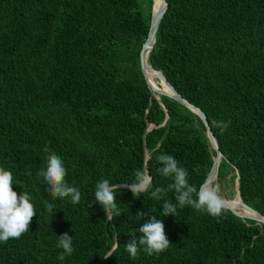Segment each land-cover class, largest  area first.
<instances>
[{
  "label": "trees",
  "instance_id": "1",
  "mask_svg": "<svg viewBox=\"0 0 264 264\" xmlns=\"http://www.w3.org/2000/svg\"><path fill=\"white\" fill-rule=\"evenodd\" d=\"M165 2L146 62L204 114L221 154L216 178L235 179L240 200L264 216V0ZM146 3L0 0V167L37 214L20 239L0 242V264H264V223L229 209L219 219L189 206L160 216L174 192L157 201L117 186L121 215L108 221L95 202L98 181L130 184L138 169L153 190L166 186L156 160L165 153L199 189L216 156L198 116L166 95L159 104L140 73ZM217 121H230L227 130ZM45 146L62 158L79 204L53 199L37 177ZM140 211L157 215L171 245L133 260L125 243L145 222L135 221ZM65 232L74 252L61 262Z\"/></svg>",
  "mask_w": 264,
  "mask_h": 264
},
{
  "label": "clouds",
  "instance_id": "2",
  "mask_svg": "<svg viewBox=\"0 0 264 264\" xmlns=\"http://www.w3.org/2000/svg\"><path fill=\"white\" fill-rule=\"evenodd\" d=\"M223 133L227 130L230 121L214 122ZM46 155V167L37 172L38 178H43L48 185V191L53 199H68L73 205L79 204L81 192L79 188L70 186L66 180L67 169L62 158L52 152L47 146L44 148ZM156 160L162 165L158 168V173L170 180L164 187L157 186L153 190L152 176L147 168L136 170L134 180L126 187L132 192L134 197L141 194L150 193V198L161 201L168 192H174L176 203L163 200L160 216L172 215L176 217L177 208L189 206L198 212H206L219 219L227 210V201L220 194L218 185L209 183L205 180L197 189L189 183L188 172L185 168L178 166L179 161L171 154H161ZM31 175V173H28ZM14 177L10 170L0 167V242L6 243L10 239H20L29 232L30 224L37 215L35 206L31 201V196L27 192L17 193L13 188ZM118 185L111 184L107 179H101L95 185L94 199L104 211L105 219L112 221L121 215L116 204L115 189ZM46 208L52 216L56 210L52 203L46 202ZM144 220L145 222L134 232H130L131 239L125 243V250L131 259L135 260L141 250L148 255L160 254L167 251L171 245L165 233L163 222L157 215H151L140 211L135 216V221ZM137 232L139 235L137 236ZM119 242L117 243L118 247ZM58 248L62 251L57 259L63 262L67 256L74 252L73 238L67 232L59 235L57 241ZM113 248L105 258L115 253Z\"/></svg>",
  "mask_w": 264,
  "mask_h": 264
},
{
  "label": "water",
  "instance_id": "3",
  "mask_svg": "<svg viewBox=\"0 0 264 264\" xmlns=\"http://www.w3.org/2000/svg\"><path fill=\"white\" fill-rule=\"evenodd\" d=\"M163 2V6L161 8V10L156 13V14H152L151 13V10H150V17H149V24H148V31H147V35H146V38L144 39V41L142 42L141 46H140V49H139V52H138V64H139V69H140V73L143 77V79L145 80V83H146V86L150 92L151 95H153L156 100L158 101L159 104H161L159 98L157 95L159 94H162V95H166L174 100H176L178 103L182 104L184 107H186L187 109H189L192 113H194L196 116H198V118L200 119L201 123L203 124L204 126V129H205V134H206V137L208 139V142L210 144V147L212 148V150L215 152V155H218L219 156V159H218V162L220 160V157H221V154L220 152L218 151V148H217V144H216V141L212 135V133L210 132V129H209V125H208V122L204 116V114L195 106H193L192 104H190L186 99H184L182 96H180L170 85L169 83L165 80V78L163 77V75L159 72V71H156L154 70L152 67H150L148 65V69L150 70H153L155 71L156 73H158L161 77V79L164 81L166 87L172 92V94H168L166 92H164L163 90L161 89H157L155 91L152 90V88L150 87L148 81L146 80V77H145V69H144V65H143V58H142V51L144 48L148 47V51L149 49L151 48L152 46V43H153V39H154V33H155V30H156V27L158 25V22H159V19H160V16L166 6V2L165 0H161ZM151 9V8H150ZM151 33L152 35V40L151 42H148V36L149 34ZM162 105V104H161ZM164 123V122H163ZM150 124L147 126L146 130H148L150 128ZM218 162L216 163V170H217V165H218ZM214 163V159L212 160V165ZM211 165V167H212ZM211 171V168L210 170L208 171L205 179L209 182H211V179H212V174L210 173ZM216 175V171H215V174L214 176ZM203 181V182H204ZM202 182V183H203ZM128 184H118V186H122V187H125L127 188ZM235 194L238 198V206L244 210H247L249 212H252V213H255L258 217L257 218H254V217H250V216H242L241 214H238L237 212H235L234 210H232L231 207L227 206V209H229L233 214H235L236 216H238L239 218H250V219H253L256 223H264V216L260 215L259 213H257L255 210H253L251 207L247 206L246 204H244L239 196H238V191H237V186L235 185ZM115 245V244H114ZM114 245L111 247V249H113ZM110 249V250H111ZM109 250V251H110ZM109 251H107V253L105 254V256L109 253Z\"/></svg>",
  "mask_w": 264,
  "mask_h": 264
},
{
  "label": "bare ground",
  "instance_id": "4",
  "mask_svg": "<svg viewBox=\"0 0 264 264\" xmlns=\"http://www.w3.org/2000/svg\"><path fill=\"white\" fill-rule=\"evenodd\" d=\"M162 6H163V2L161 0H152L151 13L153 15L158 13L161 10ZM151 40H152V35L150 33L148 36V42H151ZM147 53H148V47L143 49L142 58H143V65H144V69H145V77H146V80L148 81V83L149 82L151 83V84L149 83L150 87L152 88L153 91H155L157 89H161V87H162L161 90H163L164 92H166L168 94H172V92L166 87V85H165L164 81L161 79L160 75L158 73H156L155 71L148 69V63L146 62ZM152 80L154 83L152 82ZM218 159H219V156L216 155L214 158V163L211 167L210 173L213 175V177L211 179L212 183H214V181H215L214 179H215L216 175L214 176L215 173H213V172L216 171V163L218 162ZM209 183H211V182H209ZM226 201H227V206L231 207L232 210H234L238 214H241L242 216H246V217L247 216L254 217V218L258 217L255 213H252V212H249L247 210L240 208L238 206L237 201L236 202L231 201V200H226Z\"/></svg>",
  "mask_w": 264,
  "mask_h": 264
},
{
  "label": "rangeland",
  "instance_id": "5",
  "mask_svg": "<svg viewBox=\"0 0 264 264\" xmlns=\"http://www.w3.org/2000/svg\"><path fill=\"white\" fill-rule=\"evenodd\" d=\"M139 2H140V5L142 8L146 7V4H147L146 0H139ZM150 2H151V0H150ZM161 89H162V87H161ZM213 173H215V172H213ZM214 180L215 181L213 184L218 185L219 190H220V194L222 195V197L226 200L235 201V198H234V195H236L235 194V185H236L235 179L231 180L228 176L223 178V179H218L215 176ZM231 197H232V199H227V198H231ZM236 201L238 202L237 196H236Z\"/></svg>",
  "mask_w": 264,
  "mask_h": 264
}]
</instances>
